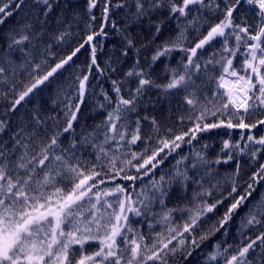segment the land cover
Segmentation results:
<instances>
[{"label": "snow or ice", "instance_id": "obj_1", "mask_svg": "<svg viewBox=\"0 0 264 264\" xmlns=\"http://www.w3.org/2000/svg\"><path fill=\"white\" fill-rule=\"evenodd\" d=\"M28 7V0H0V84L15 92L7 118H0V264H178L177 258L187 261L222 229L227 234L226 225L242 207L246 212L239 243L215 244L206 260L264 264V192H259L264 188V162H258L264 157V135L253 134L264 129V0H86L88 27L97 19L99 27L54 65L48 61L51 49L71 34L66 18L76 19L78 13L71 0H33L34 19H13ZM118 9L126 10V26L119 29L111 19ZM173 21L175 35L161 39ZM127 24L145 34L139 46ZM108 26L122 36L117 59L126 58L132 49L136 59L123 81H111V94L101 89L103 99L97 107L106 114L89 127L80 124L79 114L92 68L101 75L106 72L97 64L95 41L108 35ZM86 45L90 47L88 74L76 77V102L68 98L63 124L36 109L27 119L20 116L13 127L11 117L26 98ZM149 48L150 59L142 64L141 50ZM174 52L183 53L181 59L175 66L166 63L164 81L157 82L150 69ZM109 69L116 71L111 65ZM25 75L27 82L17 90L16 81ZM128 78H134V87L126 91ZM152 88L164 96H179L187 107L179 120L191 125L179 133L168 129L170 135L158 137L155 146L152 136L142 137L140 118L129 131L131 114ZM143 119L151 120L154 132L160 131L155 117ZM237 130L239 139L233 140ZM221 132L228 138L221 140L223 156L218 154L214 160L205 151L208 144L189 155L178 151L203 134ZM138 142L145 143L142 151H121ZM174 153L179 159L173 171L155 179V170ZM240 156L257 162L243 182ZM231 161L235 171L229 176L230 186L215 197L219 184L213 183L212 166ZM131 169L136 174H129ZM148 176L153 179L135 197L119 183L105 186L117 178L134 182ZM174 183L192 189L189 203L158 214L157 223L164 226L161 231L145 235L134 229L131 216L155 218L153 203L165 205ZM226 201L230 202L225 207ZM221 207L219 219L197 234L209 214ZM176 211L186 214L183 223L172 220ZM245 230L256 234L249 236Z\"/></svg>", "mask_w": 264, "mask_h": 264}, {"label": "trees", "instance_id": "obj_2", "mask_svg": "<svg viewBox=\"0 0 264 264\" xmlns=\"http://www.w3.org/2000/svg\"><path fill=\"white\" fill-rule=\"evenodd\" d=\"M33 0H28L29 7L21 12L19 16L14 17L15 20H32L34 15L37 14V10L32 7ZM76 12L78 13L76 19H72L70 16L66 18V25H70L69 31L70 35L66 38L65 41L56 44L51 49L52 55L48 57L50 65H54L55 62H58L60 59L68 55L83 39L86 38V35L94 29L99 27V19L92 24V28L88 27L89 18L85 14L86 9V0H71ZM61 6H63L61 4ZM94 14L99 17V9L93 10ZM123 9L115 10L112 14L111 19L114 20L117 24V28H123L126 26V16ZM205 10H202L204 12ZM27 13V15H26ZM193 15H196L194 12ZM129 33L136 37L137 45L139 46L140 41L145 39V34L141 32L138 26L127 24ZM176 30V22H170L165 27L164 36L161 39H164L169 36H174ZM106 31L108 32L107 36H100L96 38L95 44L97 47V64L102 69H106L105 74L101 75L99 71L93 67L90 73V87L88 94L86 96V102L82 105L81 113L79 114L80 124H86L89 127L98 124L104 119L105 109L97 107L98 103L102 101V96H100L101 89L107 90L111 94L112 80L123 81L125 79L124 73L127 72L133 65L136 59V51L132 49L129 51V55L126 58L120 57V49L123 44L121 33L118 30H114L111 26H108ZM192 35H195L193 33ZM191 38V37H190ZM151 48L147 50H141V63H145V58L150 59ZM211 54V50L207 55ZM183 53L174 52L171 56L160 62H157L152 66L150 71L152 72L153 78L157 82L164 81V65L170 64L175 66L177 61L182 57ZM90 63V47L85 46L76 57L73 58V61L69 65L65 66L64 69L60 70L53 78H50L48 82H45L44 85L40 86L33 94H31L26 101L22 103L18 111L14 116L11 117V122L13 127L19 123V117L24 116L26 119L30 114L39 109L42 116H52L59 118L61 124L64 121V111L65 104L68 102V98H72V102L75 103L76 89L78 87V82L76 77L81 74H88L87 66ZM109 65L115 68L116 71L112 72L109 69ZM47 70V69H45ZM130 83L125 84L124 88L127 91L130 88L134 87V78H128ZM27 82V77L21 76L16 81V88L19 90L22 87V83ZM7 92V97L4 93ZM15 92L9 90V88L3 84H0V118H7L6 109L8 108L11 100L14 98ZM187 114V107L181 102V98L176 95L164 96L161 95L159 90L152 88L149 89L141 102L137 106V112L131 114V122L129 124V131L135 128V120L140 118L141 125V135L142 137L152 136V145L155 146L156 139L158 137H163L170 135L168 129H172L173 133H179L182 130H186L187 127H190V123L185 120L183 123L180 122L179 117L181 115ZM144 116L155 117L160 131L158 133L154 132L151 126V120H144ZM50 121L49 123H52ZM76 131L79 133L80 127L76 126ZM253 134L264 135V129L259 131H254ZM239 131H235L232 134L233 140L239 139ZM228 137L221 135L213 134H203L197 140H194L191 145L184 144L180 151L183 155H189L196 151H200L203 144H208L209 147L205 150L209 159H215L217 155L223 156V153L220 152L221 140L227 139ZM243 144V141L241 142ZM145 147V143L138 142L137 145H127L122 152L130 151H142ZM94 150L89 149V153H92ZM88 155V154H86ZM127 158H130L128 156ZM88 159H92V155H88ZM179 159V156L173 155L169 156L163 165L155 170V179H159L160 175L171 173L173 171V166L175 165L176 160ZM241 173L240 179L241 182L248 180V177L251 175L252 171L257 167V162L252 161L247 156L238 157ZM258 162H264V157H260ZM215 170V180L213 183L219 184V191H214V196L219 197L221 192H224L230 186L229 176L235 171V161L222 164H214L212 166ZM129 174H136L135 169H131ZM153 179L152 176L144 177L143 181H125L117 178L115 182H109L106 184V187H113L115 183H119L128 188V191L135 197L136 193L140 192L141 188L144 185H148L149 181ZM196 186L193 184L192 188ZM172 191L169 198H165V205H160L158 202H154L152 206V213L155 214L147 216H131L132 227L143 232L145 235L154 233L155 231L163 230L164 226L157 223L158 214L165 211L166 208H183L189 203L192 197V189L184 188L181 185L174 183L172 185ZM259 192H264V188H260ZM259 192L256 194L257 198ZM226 194V193H225ZM211 199V198H209ZM230 201L225 202V207ZM224 207H221L215 214H209V217L206 218V223L198 227L197 234L205 231L210 224L215 223L220 215L223 213ZM246 207L239 209L238 214L235 215L232 221L226 225L227 234H225L222 229L221 232L216 233L208 240L204 241L199 249L193 253V256L187 261H179L178 264H215V262L207 261L206 257L208 253L214 250V246L217 243H220L222 246H227V244H237L239 243L240 236V224L241 217L245 215ZM186 218V214L181 211H176L173 213L172 220L175 223H183ZM153 224L152 228H149V222ZM264 230V229H262ZM247 235L254 237L256 231L248 232L245 230ZM131 235V234H130ZM91 250V249H90ZM258 251V250H257Z\"/></svg>", "mask_w": 264, "mask_h": 264}]
</instances>
